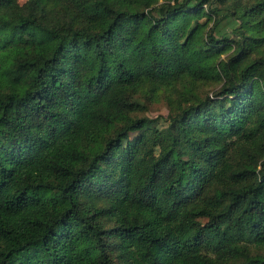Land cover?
I'll list each match as a JSON object with an SVG mask.
<instances>
[{
    "label": "trees",
    "instance_id": "1",
    "mask_svg": "<svg viewBox=\"0 0 264 264\" xmlns=\"http://www.w3.org/2000/svg\"><path fill=\"white\" fill-rule=\"evenodd\" d=\"M0 264H264V0H0Z\"/></svg>",
    "mask_w": 264,
    "mask_h": 264
},
{
    "label": "rangeland",
    "instance_id": "2",
    "mask_svg": "<svg viewBox=\"0 0 264 264\" xmlns=\"http://www.w3.org/2000/svg\"><path fill=\"white\" fill-rule=\"evenodd\" d=\"M19 4L23 5L27 2V0H18ZM236 26V23L232 20H226L223 23H221L219 27V32H230L234 27ZM219 87H216L211 84H202L198 85L195 88V93L198 97L204 98L206 96L210 97L211 95L214 96ZM169 96V98H168ZM141 102L147 107L146 112L144 113L146 117L150 119V123L147 124L149 127L163 129L167 126V123L165 122L164 118L167 116L169 112V107L173 105L174 102L179 100L177 93H168V92H162L159 96L155 98H146L144 96H139ZM134 136V135H131ZM108 225H111V223H108ZM120 251L112 252V256L115 258L114 260L118 261L117 256H119Z\"/></svg>",
    "mask_w": 264,
    "mask_h": 264
}]
</instances>
